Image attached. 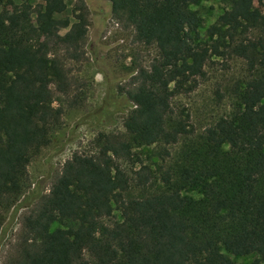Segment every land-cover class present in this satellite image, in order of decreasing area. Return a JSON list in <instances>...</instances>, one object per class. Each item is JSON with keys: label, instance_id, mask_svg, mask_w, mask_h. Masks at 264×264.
I'll use <instances>...</instances> for the list:
<instances>
[{"label": "trees", "instance_id": "obj_1", "mask_svg": "<svg viewBox=\"0 0 264 264\" xmlns=\"http://www.w3.org/2000/svg\"><path fill=\"white\" fill-rule=\"evenodd\" d=\"M43 1L0 0L10 9L0 14V234L31 189L29 165L63 125L57 92H70L69 62L86 57L91 12L133 29L159 59L123 89L124 131L99 134L93 153H75L35 196L13 264H263L264 0H231L204 36L197 0H80L74 22L62 17L66 0ZM214 57L243 60L247 75L230 90L239 108L199 133L172 100L198 87ZM135 158L131 178L118 160ZM133 185L142 197H127Z\"/></svg>", "mask_w": 264, "mask_h": 264}, {"label": "rangeland", "instance_id": "obj_2", "mask_svg": "<svg viewBox=\"0 0 264 264\" xmlns=\"http://www.w3.org/2000/svg\"><path fill=\"white\" fill-rule=\"evenodd\" d=\"M66 1L68 9L62 17L74 22L80 0ZM31 3L36 6L44 1L31 0ZM230 8L231 0H197L190 6L204 20L201 28L203 36ZM0 14L7 17L10 9L0 6ZM89 24L84 61L78 64L69 62L71 90L66 95L57 92L56 106H62L65 110L63 125L51 146L29 165L32 186L26 200L7 216L0 234V264H13L15 261L17 236L23 217L30 211L35 196L49 193L52 181L65 163L77 152L93 153L96 150L94 140L99 134L124 131V120L132 110V104L126 99L123 89L136 76L140 66L150 68L159 59L156 46L138 42L133 29L125 28L105 11L91 12ZM67 31L59 30L62 35ZM205 72V77L200 79L193 92L178 95L172 100L175 115H189L193 128L199 133L221 118L231 116L239 108L230 90L247 75L245 62L238 58L214 57L207 64ZM163 148H154L152 152L158 158ZM169 148L173 153L178 150V147ZM137 152L142 153L139 150ZM157 162L162 161L158 159ZM118 163L131 178L136 176L139 169L136 158L118 160ZM144 193L133 185L126 195L134 198L142 197ZM191 194L198 197L197 193ZM119 217L115 213L105 222L113 224ZM231 257L239 264H253L254 260L252 256Z\"/></svg>", "mask_w": 264, "mask_h": 264}]
</instances>
